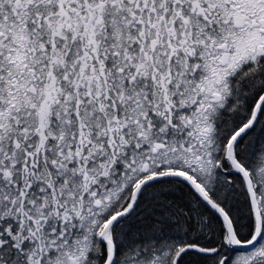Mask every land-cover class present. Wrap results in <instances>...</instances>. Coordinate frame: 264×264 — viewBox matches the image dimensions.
<instances>
[{
    "label": "snow or ice",
    "instance_id": "snow-or-ice-1",
    "mask_svg": "<svg viewBox=\"0 0 264 264\" xmlns=\"http://www.w3.org/2000/svg\"><path fill=\"white\" fill-rule=\"evenodd\" d=\"M0 264H264V0H0Z\"/></svg>",
    "mask_w": 264,
    "mask_h": 264
}]
</instances>
